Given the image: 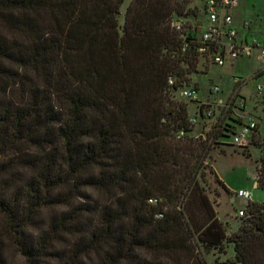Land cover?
<instances>
[{
	"label": "trees",
	"instance_id": "trees-1",
	"mask_svg": "<svg viewBox=\"0 0 264 264\" xmlns=\"http://www.w3.org/2000/svg\"><path fill=\"white\" fill-rule=\"evenodd\" d=\"M122 3L0 0V241L24 264H209L197 244L264 264V202L227 233L200 184L228 193L207 160L233 127L195 138L176 96L185 4L132 0L119 26Z\"/></svg>",
	"mask_w": 264,
	"mask_h": 264
},
{
	"label": "rangeland",
	"instance_id": "rangeland-1",
	"mask_svg": "<svg viewBox=\"0 0 264 264\" xmlns=\"http://www.w3.org/2000/svg\"><path fill=\"white\" fill-rule=\"evenodd\" d=\"M132 0H123L119 9L118 23L122 26L124 22L125 11ZM185 4L183 14L188 17L190 25L204 22L205 14L203 10L202 0H179ZM239 8L236 13H232V17L236 19L237 23L246 22L251 31L256 37H264V0H239ZM195 12V15H193ZM250 31V32H251ZM256 53L250 59H239L227 63L223 67L215 65H198V72L193 74L190 78V85L195 87L199 92V97L207 96L209 99H215L227 95L232 88V79L235 77L246 79L257 67L258 62ZM264 83V77L262 78ZM212 85L219 87L220 93L218 95H208L207 88ZM242 93L247 96L245 112L246 118L253 117L258 125V136L255 137L256 145L245 150H240L232 146L227 137L220 138L216 143H213V150L211 158L208 161V166H212L214 172L221 180L229 183L230 187L237 191L243 189L251 194V201L261 204L264 201V192L258 188V179L260 171V159L264 152V105L261 102H256L253 96L252 84L242 90ZM206 94V95H205ZM189 115L194 113V107L188 104ZM231 120V119H230ZM212 122V121H210ZM222 127L232 126V122L226 123L221 121ZM213 126L208 123L203 128L202 133H206L208 129ZM200 127H194L192 135L196 136L200 132ZM253 170V172H252ZM254 181L256 186L251 188V181ZM200 184L207 195L213 212L217 219L225 226L227 233H229V224L237 223L236 212L239 210V200L230 202L232 195L235 193H226L215 182L213 176L209 174L205 181ZM96 198V197H95ZM242 206V205H241ZM44 216L38 218V224H41ZM1 229V220H0ZM200 254L205 258L207 263H212L214 260H226L234 256L232 245L224 244L223 250L218 249L209 250L206 253V248L197 244ZM0 264H24L18 252L10 245L6 237L0 241Z\"/></svg>",
	"mask_w": 264,
	"mask_h": 264
},
{
	"label": "built area",
	"instance_id": "built-area-1",
	"mask_svg": "<svg viewBox=\"0 0 264 264\" xmlns=\"http://www.w3.org/2000/svg\"><path fill=\"white\" fill-rule=\"evenodd\" d=\"M205 21L190 25L188 17H176L171 22L172 29L182 39L181 51L186 52L195 49L198 65H215L223 67L227 63L239 59H250L256 53V59L264 71V42L253 38L250 35V28L246 22L241 25L244 38L239 36L238 30L233 26L232 13L238 7V0H202ZM193 32L194 37L186 40L188 32ZM242 79H232L233 88L225 100L209 99L199 97L198 90L189 85L178 89L176 96L194 107V113L189 115V123L194 128L200 127V132L195 138H205L202 133L208 123L218 125L221 121L232 120L236 123L228 133V139L232 146L245 150L252 147L253 135H256L257 123L253 117L244 114L246 99L241 95V89L248 83H253V96L261 100L264 93L263 81L257 79V75ZM173 79H168V86H173ZM208 95H218L220 89L210 84L207 88ZM212 121V122H210ZM210 129V128H209ZM208 129V130H209ZM182 134V133H181ZM234 200H239V210L236 212L237 223H241L247 217L246 208L251 201V194L246 190H239L232 195ZM149 203H156V200H149ZM242 205V206H241ZM209 264H243L239 261L216 259Z\"/></svg>",
	"mask_w": 264,
	"mask_h": 264
},
{
	"label": "crops",
	"instance_id": "crops-1",
	"mask_svg": "<svg viewBox=\"0 0 264 264\" xmlns=\"http://www.w3.org/2000/svg\"><path fill=\"white\" fill-rule=\"evenodd\" d=\"M239 1V0H238ZM240 4V3H239ZM238 8H239V5H238V7L234 10V12H233V14H235L236 13V10H238ZM243 23V22H242ZM242 23H237L236 22V19L234 18V16H233V26L238 30V32H239V36L240 37H242V38H244L245 36H244V33H243V31L241 30V25H242ZM249 28H250V26H249ZM250 31H251V28H250ZM250 33V35L253 37V38H255V39H257V40H259L260 42H264V37H256V35H253L254 33L251 31V32H249ZM258 62V61H257ZM232 63V62H231ZM230 63V64H231ZM259 64V63H258ZM257 73H259L258 75H257V79H259V80H261L262 81V78L264 77V71L262 70V68H261V66L260 65H257V67L253 70V72L250 74V76H249V78L250 77H252L253 75H255V74H257ZM252 84V91H253V83H251ZM210 86V85H209ZM208 86V87H209ZM248 86V84L247 85H245V86H243L242 87V89H241V95L243 96V97H245V99H247V96L246 95H244L243 93H242V90L244 89V88H246ZM232 88H233V84H232ZM232 88H231V90H232ZM231 90L227 93V95L222 99V97H217V99H219V100H225L226 99V97L228 96V94L231 92ZM206 95V94H205ZM205 97V96H204ZM207 97V96H206ZM256 102H261V104L262 105H264V93H263V97H262V99L261 100H256ZM246 110V109H245ZM250 117V116H249ZM225 122L226 123H229V122H232L233 124H232V127L233 126H235L236 125V123L234 122V121H232V120H225ZM257 127H258V125H257ZM257 130H258V128H257ZM256 135L258 136V131H257V133H256ZM255 145L253 144L252 145V147H254ZM252 172H253V170H252ZM216 174V173H215ZM217 176V175H216ZM217 178L219 179V181L222 183V185H223V187L227 190V192L228 193H234V192H237V191H239V190H243V189H237V191H234L231 187H230V185H229V183L228 182H226V181H224V180H221L220 179V177L219 176H217ZM250 186H251V188H254L255 186H256V184H255V182L252 180L251 181V184H250ZM257 190H258V186H257V188H256ZM264 192V191H263ZM234 202L235 200L233 199V198H231L230 199V202ZM262 202H264V201H262ZM231 224V226H232V223H230Z\"/></svg>",
	"mask_w": 264,
	"mask_h": 264
},
{
	"label": "water",
	"instance_id": "water-1",
	"mask_svg": "<svg viewBox=\"0 0 264 264\" xmlns=\"http://www.w3.org/2000/svg\"><path fill=\"white\" fill-rule=\"evenodd\" d=\"M239 226V223H233L231 229L235 230Z\"/></svg>",
	"mask_w": 264,
	"mask_h": 264
}]
</instances>
